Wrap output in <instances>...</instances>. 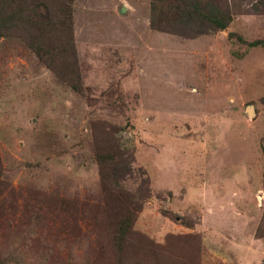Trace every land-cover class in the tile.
Returning <instances> with one entry per match:
<instances>
[{
  "label": "rangeland",
  "instance_id": "rangeland-1",
  "mask_svg": "<svg viewBox=\"0 0 264 264\" xmlns=\"http://www.w3.org/2000/svg\"><path fill=\"white\" fill-rule=\"evenodd\" d=\"M150 4L73 0L67 80L0 37V264H101L107 207L159 264H188L178 239L193 264H264V48L228 36L264 40V0L227 1L230 26L204 34L151 30Z\"/></svg>",
  "mask_w": 264,
  "mask_h": 264
},
{
  "label": "trees",
  "instance_id": "trees-1",
  "mask_svg": "<svg viewBox=\"0 0 264 264\" xmlns=\"http://www.w3.org/2000/svg\"><path fill=\"white\" fill-rule=\"evenodd\" d=\"M72 1L0 0V37H13L17 35L27 42L29 48L33 50L37 58L44 64H48V60L50 59L53 61L58 59L60 61L59 69L54 64L52 69L58 70L57 73L61 76L65 77V74L69 73L70 76L77 75L73 71V66L78 64H76L71 8L69 6ZM227 1L229 0H151L150 29L162 31L164 26L161 24V21H166L170 16L173 17V23L180 24L182 22L181 26L190 27L196 24L207 26L209 29L203 32V34L209 33V31H224L230 26L234 15L232 9L228 7ZM228 36L236 38L238 42L246 45L247 48H264L263 39L246 41L232 32ZM65 80H67L66 77ZM78 90H82V88L78 87ZM110 135L111 133H108L107 137L109 138ZM107 153L109 154V152ZM116 154L115 152L103 156L98 154L99 165L117 167V165H114ZM107 169L108 167H105L106 173ZM100 176L104 181L105 175L100 174ZM148 188H146V192L149 191ZM140 195L142 198L147 197L146 193ZM135 201L137 202V200ZM104 216L106 223L100 221V225L95 221L94 228L97 237L100 236L103 228L107 236L105 243L108 244L109 249L107 255L98 257L96 260L101 262V264H131V261L146 254L149 255V258L158 260H149V264L160 263L161 255L150 243L148 244L143 239H140L139 242L130 241L133 237L135 219L134 214L127 207L119 212L113 209L110 212L107 207V215L105 213ZM170 216L173 220H176L175 215L171 214ZM178 240L180 245L182 243L180 260L189 259L187 263L193 264V258L189 257L193 255L191 252L196 250V247L191 248L189 242H186L184 239ZM170 245L172 246V244ZM127 254H129L128 258L126 257Z\"/></svg>",
  "mask_w": 264,
  "mask_h": 264
},
{
  "label": "water",
  "instance_id": "water-1",
  "mask_svg": "<svg viewBox=\"0 0 264 264\" xmlns=\"http://www.w3.org/2000/svg\"><path fill=\"white\" fill-rule=\"evenodd\" d=\"M121 13L125 12V7H121ZM245 114L247 115V117L252 118L255 116L254 113V106L253 105H248L245 110H244Z\"/></svg>",
  "mask_w": 264,
  "mask_h": 264
}]
</instances>
